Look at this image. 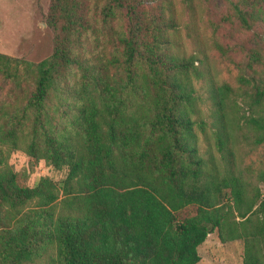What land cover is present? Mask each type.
Returning <instances> with one entry per match:
<instances>
[{"label": "trees", "instance_id": "16d2710c", "mask_svg": "<svg viewBox=\"0 0 264 264\" xmlns=\"http://www.w3.org/2000/svg\"><path fill=\"white\" fill-rule=\"evenodd\" d=\"M196 1L178 0L182 25L175 0H50L51 54L36 63L0 54V79L16 92L0 124V264H196L214 230L220 243L242 241L241 264H264V199L231 151L237 122L264 141L261 56L211 40L222 56L243 53L252 73L235 89L211 81ZM255 24L264 0L229 2L209 23L212 33ZM12 151L65 176L19 186ZM188 206L194 214L177 219Z\"/></svg>", "mask_w": 264, "mask_h": 264}, {"label": "rangeland", "instance_id": "374dc122", "mask_svg": "<svg viewBox=\"0 0 264 264\" xmlns=\"http://www.w3.org/2000/svg\"><path fill=\"white\" fill-rule=\"evenodd\" d=\"M237 0H197L195 26L199 37L207 50L205 64L209 78L215 84L225 83L233 89L239 86L237 77L250 71H244L246 57L243 53L230 52L225 56L220 55L210 47L211 40L217 41L222 46H229L233 42H241L246 47L256 49L261 56V65L253 66L255 70H262L264 74V24H255L249 31H242L236 26L222 25L216 33H212L209 23H217L218 20L229 14V2ZM50 0H0V54L36 63L48 57L52 50V32L45 24V18ZM176 10L179 12V20L183 25L187 17L181 12L178 0H175ZM182 30V29H181ZM180 32V41L187 54L190 52V44ZM114 83L118 85L119 75L112 72ZM204 82L198 87H205ZM203 89L199 90L198 95ZM16 92L7 82L0 79V124L4 118L1 114L7 110L6 101L8 95ZM25 95L18 97V101H12L13 105L22 106L25 103ZM238 100V99H237ZM236 100V102H237ZM51 99V103H54ZM7 108L2 109L5 105ZM204 110V108H203ZM55 127V122L52 123ZM256 132L245 128L237 122L232 128L231 151L235 166L245 171L246 182L250 186L251 193L258 190L260 197L264 199V184L257 181V175L264 170V141L255 144ZM200 140V152L205 157L206 143ZM213 151V150H211ZM217 161V155L212 152ZM7 165L15 173L19 186L31 187L41 177L54 183L63 179L65 168L59 170L51 167L44 160H33L20 151H12L7 158ZM194 207L188 206L175 213L179 220L194 214ZM199 261L196 264H241L242 241H230L220 243L216 231L210 233L204 242L197 248ZM31 264H50L49 260H39Z\"/></svg>", "mask_w": 264, "mask_h": 264}, {"label": "crops", "instance_id": "0c3cea01", "mask_svg": "<svg viewBox=\"0 0 264 264\" xmlns=\"http://www.w3.org/2000/svg\"><path fill=\"white\" fill-rule=\"evenodd\" d=\"M198 248V247H197Z\"/></svg>", "mask_w": 264, "mask_h": 264}]
</instances>
